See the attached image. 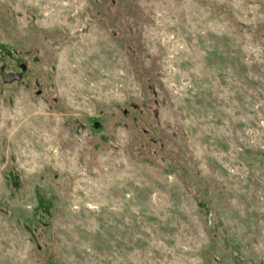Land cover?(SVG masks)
<instances>
[{
    "label": "rangeland",
    "instance_id": "374dc122",
    "mask_svg": "<svg viewBox=\"0 0 264 264\" xmlns=\"http://www.w3.org/2000/svg\"><path fill=\"white\" fill-rule=\"evenodd\" d=\"M0 264H264V0H0Z\"/></svg>",
    "mask_w": 264,
    "mask_h": 264
},
{
    "label": "water",
    "instance_id": "95a60500",
    "mask_svg": "<svg viewBox=\"0 0 264 264\" xmlns=\"http://www.w3.org/2000/svg\"><path fill=\"white\" fill-rule=\"evenodd\" d=\"M17 77H19V74L18 73H9V74H7V76L6 77H4V79L6 80V79H10V78H17Z\"/></svg>",
    "mask_w": 264,
    "mask_h": 264
}]
</instances>
